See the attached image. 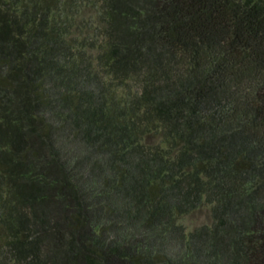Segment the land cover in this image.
I'll list each match as a JSON object with an SVG mask.
<instances>
[{
  "label": "trees",
  "instance_id": "1",
  "mask_svg": "<svg viewBox=\"0 0 264 264\" xmlns=\"http://www.w3.org/2000/svg\"><path fill=\"white\" fill-rule=\"evenodd\" d=\"M1 243L264 264V0H0Z\"/></svg>",
  "mask_w": 264,
  "mask_h": 264
},
{
  "label": "rangeland",
  "instance_id": "2",
  "mask_svg": "<svg viewBox=\"0 0 264 264\" xmlns=\"http://www.w3.org/2000/svg\"><path fill=\"white\" fill-rule=\"evenodd\" d=\"M180 221L182 224L186 227V229H191L194 226H197L201 223L204 222H209L210 221V215H209V210L207 207H202L199 208L185 216H183ZM3 243L0 245V264H11L12 263V258H10L8 255L6 257L3 256V253H1V246Z\"/></svg>",
  "mask_w": 264,
  "mask_h": 264
}]
</instances>
